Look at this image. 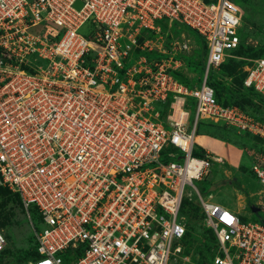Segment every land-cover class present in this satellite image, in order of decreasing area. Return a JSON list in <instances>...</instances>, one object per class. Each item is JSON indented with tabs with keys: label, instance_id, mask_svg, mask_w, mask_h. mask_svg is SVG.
Listing matches in <instances>:
<instances>
[{
	"label": "built area",
	"instance_id": "2783aa9c",
	"mask_svg": "<svg viewBox=\"0 0 264 264\" xmlns=\"http://www.w3.org/2000/svg\"><path fill=\"white\" fill-rule=\"evenodd\" d=\"M165 19L207 46L195 87L174 76L187 42L156 50L143 36L159 35ZM242 25L232 0H0V183L39 212L29 264H173L184 252L185 202L216 236L209 264H264V221L242 222L194 184L215 159L195 155L201 121L264 141V120L220 104L208 84L240 47ZM244 85L264 96V58ZM251 155L264 212V152ZM6 244L0 230V256Z\"/></svg>",
	"mask_w": 264,
	"mask_h": 264
},
{
	"label": "rangeland",
	"instance_id": "374dc122",
	"mask_svg": "<svg viewBox=\"0 0 264 264\" xmlns=\"http://www.w3.org/2000/svg\"><path fill=\"white\" fill-rule=\"evenodd\" d=\"M238 3L246 17L242 31V45L221 70L211 72V78L228 93L218 96L222 104L237 105L253 117L264 120V98L249 93L243 85L248 68L256 59L264 58V0H239ZM156 26L160 28L159 35L158 31L157 35L143 34L152 41L149 47L157 50L162 44L169 51L173 43L187 42L190 47L186 54L188 61L186 60L187 64L179 75L181 80L189 83L190 87L199 85L203 75L201 67L197 65L200 59H204L202 38L185 25L170 26L166 19L157 21ZM88 29L89 24L80 31V34L89 37ZM141 40L145 41L143 37ZM121 42L128 43L126 39ZM137 61L138 56H135L130 63L135 64ZM37 64L46 66V62L42 60ZM230 94L233 95V99L227 97ZM188 110H190L188 128L192 131L195 105L188 107ZM201 123L196 135V150L210 151L215 159L210 174L203 181H195V187L205 199H211L212 202L238 213L242 222L262 223L264 212L252 211V206L260 202L261 186L257 177L251 172L250 159L252 151L262 150L264 141L250 134L241 135L238 131H233L222 124L208 121ZM185 193H191L193 200H198L197 192L192 187L188 186ZM192 207H188L184 213L187 223H190V242L184 246L183 255L173 264H183L182 256L190 258L187 264H209L214 252L213 237L203 225L201 211L197 217L193 215ZM38 225L37 212L34 209L28 212L23 203L0 183V230L4 233L7 242L6 252L0 259V264H29L35 251L34 226Z\"/></svg>",
	"mask_w": 264,
	"mask_h": 264
},
{
	"label": "trees",
	"instance_id": "16d2710c",
	"mask_svg": "<svg viewBox=\"0 0 264 264\" xmlns=\"http://www.w3.org/2000/svg\"><path fill=\"white\" fill-rule=\"evenodd\" d=\"M206 2H213V1H216V0H205ZM233 2H235L238 6H239V0H232ZM241 8V7H240ZM243 11V10H242ZM246 20V17H244V13H243V25H242V28L240 29V37H241V40H242V31H243V27H244V24H245V21ZM241 45H242V41H241ZM241 45H240V47H241ZM239 47V48H240ZM202 48H203V57H204V59L203 60H201L200 59V61H199V63L197 64V65H199L200 67H201V70H202V77H201V79H200V82L202 81V79H203V77H204V73H205V62H206V58H207V54H208V49H207V46H206V44L202 41ZM239 48L236 50V51H234L233 53H235V52H237L238 50H239ZM230 59V58H229ZM187 61H188V58L186 59ZM228 60V59H227ZM227 60H226V62H227ZM187 61H186V64H187ZM226 62L222 65V67H221V69L224 67V65L226 64ZM220 69V70H221ZM181 73V71H178V72H175L174 73V76L176 77V79L178 80V81H180L182 84H184V85H186V86H188V87H190V85H189V83H185L183 80H181V78H180V74ZM246 76H247V73L245 74V77H244V80H243V85H244V81H245V78H246ZM212 74H210V76H209V79H208V84L212 87V88H214V90H215V93H216V98H217V101L220 103V104H222L221 103V101H219V99H218V96H221V95H225V94H228L225 90H224V88H222L220 85H218L217 83H215L214 81H212ZM245 86V85H244ZM245 88H246V90L249 92V93H251V94H255V95H258V96H260V97H262V98H264V96L263 95H261L260 93H258L257 91H255L253 88H247L246 86H245ZM227 96V95H226ZM228 98H230V99H233V95L232 94H230V96H227ZM222 105H224V104H222ZM224 106H227V105H224ZM229 106H237V105H229ZM237 107H239V106H237ZM239 108H241V107H239ZM242 109V108H241ZM243 110V109H242ZM245 111V110H244ZM245 112H247V111H245ZM248 113V112H247ZM248 114H250V113H248ZM251 115V114H250ZM253 116V115H252ZM256 118V117H255ZM202 123H199V125H198V130H199V128H200V125H201ZM223 125V124H222ZM224 126H226V125H224ZM227 128H229V127H227ZM229 129H232L233 131H236L235 129H233V128H229ZM198 130H197V132H198ZM237 132V131H236ZM244 136H248V134L247 135H244ZM262 152H264V148H263V145H262V150H261ZM195 154H196V156H201V157H204L205 155H206V151L205 150H203L202 149V151L200 150H196L195 151ZM9 190V189H8ZM10 191V190H9ZM11 192V191H10ZM12 193V192H11ZM16 198H18L20 201H21V199H20V197H19V195L18 194H14V193H12ZM22 202V201H21ZM194 205H196V206H198V207H192V206H194ZM188 207H192V209H193V211H194V214L193 215H196L197 217H198V214L200 213V211H201V213H200V217H201V220H203V214H202V210H201V207L199 206V205H197L196 203H193V202H185L184 203V205H183V209H182V214L184 215V213H185V210L188 208ZM35 210V212H37V215L39 216V218H40V215H39V212H38V210L37 209H34ZM192 220V219H191ZM189 222H188V224H187V234H186V236H185V238H184V240H183V243H184V245L186 246L190 241H189V234H190V228H189ZM205 227V226H204ZM205 229L207 230V231H209L210 233H211V235H212V237H213V247H214V249L216 248V236H215V234H214V232L212 231V230H210V229H208V228H206L205 227ZM186 249H188V248H186ZM213 249V250H214ZM6 252V249L3 251V253H2V255L0 256V259L3 257V255H4V253ZM186 253L188 254V251L186 250ZM37 257V252H36V242H35V251H34V254L32 255V257H31V260H33V259H35ZM30 260V261H31Z\"/></svg>",
	"mask_w": 264,
	"mask_h": 264
},
{
	"label": "water",
	"instance_id": "95a60500",
	"mask_svg": "<svg viewBox=\"0 0 264 264\" xmlns=\"http://www.w3.org/2000/svg\"><path fill=\"white\" fill-rule=\"evenodd\" d=\"M76 6L80 9L82 7V4L80 2H77ZM252 211L254 213H258L259 209L256 206H252Z\"/></svg>",
	"mask_w": 264,
	"mask_h": 264
},
{
	"label": "bare ground",
	"instance_id": "6f19581e",
	"mask_svg": "<svg viewBox=\"0 0 264 264\" xmlns=\"http://www.w3.org/2000/svg\"><path fill=\"white\" fill-rule=\"evenodd\" d=\"M178 113H179V109H177V115H179Z\"/></svg>",
	"mask_w": 264,
	"mask_h": 264
},
{
	"label": "crops",
	"instance_id": "0c3cea01",
	"mask_svg": "<svg viewBox=\"0 0 264 264\" xmlns=\"http://www.w3.org/2000/svg\"><path fill=\"white\" fill-rule=\"evenodd\" d=\"M204 150H205V149H204ZM206 152L210 153V151H206Z\"/></svg>",
	"mask_w": 264,
	"mask_h": 264
}]
</instances>
